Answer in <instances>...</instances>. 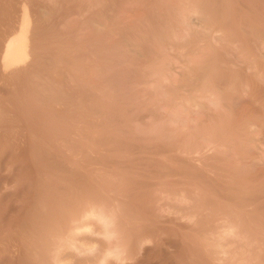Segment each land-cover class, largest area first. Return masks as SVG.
I'll return each instance as SVG.
<instances>
[{"label":"rangeland","instance_id":"374dc122","mask_svg":"<svg viewBox=\"0 0 264 264\" xmlns=\"http://www.w3.org/2000/svg\"><path fill=\"white\" fill-rule=\"evenodd\" d=\"M0 264H264V0H0Z\"/></svg>","mask_w":264,"mask_h":264},{"label":"bare ground","instance_id":"6f19581e","mask_svg":"<svg viewBox=\"0 0 264 264\" xmlns=\"http://www.w3.org/2000/svg\"><path fill=\"white\" fill-rule=\"evenodd\" d=\"M27 11L28 10H25L24 13H22V21L17 34H15L14 37L12 36L10 40L8 39V42L5 45L2 58L4 69L23 63L28 59V31L31 20Z\"/></svg>","mask_w":264,"mask_h":264}]
</instances>
